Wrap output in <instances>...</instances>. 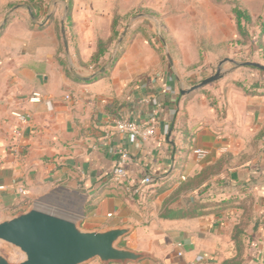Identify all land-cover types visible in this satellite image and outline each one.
<instances>
[{"label":"crops","instance_id":"0c3cea01","mask_svg":"<svg viewBox=\"0 0 264 264\" xmlns=\"http://www.w3.org/2000/svg\"><path fill=\"white\" fill-rule=\"evenodd\" d=\"M139 15L121 45L114 42L100 65H92L98 42L112 37L114 18L121 35ZM198 17L221 39L229 30L227 0H0V27L7 19L0 31V219L39 204L78 217L87 230L132 226L122 246L152 258L128 264L231 258L210 242L221 239L214 231L221 215L160 218L167 207L185 209L196 190L181 191V185L223 159L230 164L201 197L224 196L238 208L251 200L264 209V81L257 79L254 94L246 84L236 86L241 64L225 58L230 67L220 70V82L183 96L190 88L185 77L163 65L152 46L161 27L180 71L211 67L215 52L200 61ZM35 94L40 102L31 101ZM156 109L154 137L116 129L120 119L143 124ZM122 148L129 152L130 180L154 179L143 198L112 180ZM196 149L209 155L198 161Z\"/></svg>","mask_w":264,"mask_h":264},{"label":"rangeland","instance_id":"374dc122","mask_svg":"<svg viewBox=\"0 0 264 264\" xmlns=\"http://www.w3.org/2000/svg\"><path fill=\"white\" fill-rule=\"evenodd\" d=\"M229 10L230 27L227 30L226 35L223 33V39H221L220 33L214 31H206L208 25L204 23V19L198 17L199 26L204 29L203 41L201 47L198 49L200 55V61H203L208 53H216V56H212L214 64L211 67L203 66L202 63L189 70L180 71L176 66L171 49L166 41L165 32L161 27L152 34V46L158 53L163 65L169 67L177 75L185 77V85L187 87H193L203 80L215 75L219 70H225L230 67L229 63L223 64L225 58L235 59L239 64L246 62L259 63L264 65V54L261 50L257 49L258 36L262 29V23L264 22V0H227ZM238 7L242 10H246L251 13L252 22L249 25L244 24L248 37L241 38L235 18L233 16V9ZM261 12V14H259ZM121 36V35H120ZM226 37V39H224ZM120 38V37H119ZM161 38L165 40L166 46L161 41ZM119 40V39H118ZM118 40L116 42H118ZM223 44L220 47H208L211 43L215 46L216 43ZM167 52L170 53L173 59V67L170 65L167 59ZM210 56V55H209ZM222 64V65H221ZM200 67V68H199ZM242 71V76L239 81L235 83L238 87H243L246 84L249 88L248 92H252V85L256 84L257 79L264 81V72L255 68L240 66L237 68ZM221 80L212 83L202 89H208L214 86ZM230 161L227 159L220 160L212 167L213 173H222L227 164ZM224 196L208 199L206 196L201 201L196 198V202L189 203L191 209L194 207L205 206L209 212L214 215H221L222 220L214 224V231L218 232L221 237L220 240H211V245L214 249H218L217 252L224 257L233 258L236 255V246L233 241V237L237 232L240 233L241 244L243 248V254L239 258L241 264H264V209H259L253 201H246L243 207L238 208L236 204L229 203L230 198ZM259 223L258 230L254 231V225ZM127 242H122L124 246ZM1 248L7 253L8 259L12 263L18 262L20 255L13 249L1 246ZM233 255V256H232ZM230 258V259H231ZM99 261H93V264H97Z\"/></svg>","mask_w":264,"mask_h":264},{"label":"water","instance_id":"95a60500","mask_svg":"<svg viewBox=\"0 0 264 264\" xmlns=\"http://www.w3.org/2000/svg\"><path fill=\"white\" fill-rule=\"evenodd\" d=\"M141 17L144 15L135 17L127 24L117 42L118 46L121 45L132 23ZM6 23L7 19L0 27V31ZM61 33L65 49L68 51L64 22ZM161 41L166 46L165 40L161 38ZM116 55L117 51L114 52L111 63ZM167 59L173 67V59L169 52ZM227 61L236 64L232 60ZM241 66L264 72V65L259 63L246 62ZM222 77L219 70L217 74L183 90L181 94L185 96L199 91ZM132 231L133 227L129 225L87 230L82 227L81 220L74 215L33 204L26 211L0 219V247H9L20 255L18 262L12 263L0 250V264H90L95 260L101 264H128L152 258L148 253H140L122 246V241Z\"/></svg>","mask_w":264,"mask_h":264},{"label":"trees","instance_id":"16d2710c","mask_svg":"<svg viewBox=\"0 0 264 264\" xmlns=\"http://www.w3.org/2000/svg\"><path fill=\"white\" fill-rule=\"evenodd\" d=\"M31 7L33 8V5ZM233 16L235 18L236 26H237V29H238V32H239L241 38L248 37V32L246 31V28H245L246 26L244 24H246V25L251 24L252 18L250 16V14L246 10H242L238 7H235L233 9ZM117 27H118V19H117V17H115L114 21H113V26H112V37L108 41H99L98 42L97 51L92 56V58L90 59V63L92 65H100L102 58L104 56H106L110 46L119 39L120 32L117 30ZM263 36H264V22L262 23V29H261V32L258 36V45H257V49L261 50L264 54V48L262 46V37ZM118 55L119 54L116 55V57H115V59H114V61L110 67H112L114 65L115 61L118 58ZM100 68L105 69L106 65H101ZM259 82L252 85V89L260 87ZM249 93L254 94L255 92L252 91ZM211 169H212V167H209L208 169L203 170L198 176L185 181L181 185V187L179 189L181 191H185V190L190 191L192 189L196 190V194L192 197V199H188V201H187L188 206L185 209L177 210V209H170L167 207L160 214V218L166 219V220L196 218V217L204 216L207 213H209L208 209H205L206 208L205 206L194 207L193 209H191L189 206V203L196 202V198H198V200L201 201V199L203 198L201 196L206 194V191L204 190L206 183L212 177L219 175L218 173H213ZM258 226H259V223L257 222L254 225L253 230L254 231L258 230ZM233 241H234L235 246H236V255L233 258L224 261L222 264H241L239 258L242 256L244 250L242 248L239 232H237L236 235L233 237Z\"/></svg>","mask_w":264,"mask_h":264},{"label":"built area","instance_id":"2783aa9c","mask_svg":"<svg viewBox=\"0 0 264 264\" xmlns=\"http://www.w3.org/2000/svg\"><path fill=\"white\" fill-rule=\"evenodd\" d=\"M68 98V97H67ZM41 97L35 94L31 101L40 102ZM13 115L21 122L27 121V116L20 113H13ZM159 110L156 109L152 112L147 121L143 124L120 119L116 122V129L120 133L139 136L143 138L154 137L158 125ZM194 155L198 161H203L209 155L208 151L202 149H196ZM129 152L127 149L122 148L119 151L116 167L112 174V180L123 191H126L132 196L145 197L148 193V189L154 185V179L151 177H144L139 181H132L129 179L127 172V165L129 162ZM21 195H26V191L23 188L19 189Z\"/></svg>","mask_w":264,"mask_h":264}]
</instances>
